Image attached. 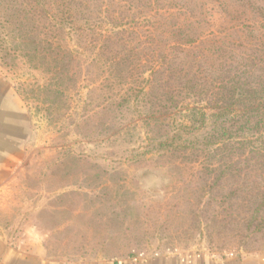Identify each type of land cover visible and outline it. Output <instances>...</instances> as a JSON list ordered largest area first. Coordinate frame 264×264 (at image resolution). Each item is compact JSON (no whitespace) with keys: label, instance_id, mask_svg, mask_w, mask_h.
<instances>
[{"label":"rangeland","instance_id":"1","mask_svg":"<svg viewBox=\"0 0 264 264\" xmlns=\"http://www.w3.org/2000/svg\"><path fill=\"white\" fill-rule=\"evenodd\" d=\"M185 2L184 16L170 6L171 16H181L169 28L156 31L141 19L138 35L117 50L106 35L81 29L83 21L55 30L36 18L34 28L20 29L0 0V78L31 127L0 187V238L32 226L43 233L48 258L76 263L264 254V129L247 136L241 159L222 160L214 147L193 150L185 136L175 150H151L187 126L192 109L208 108L210 89L231 67L230 75L244 71L264 84V0ZM160 3L166 11L168 1ZM178 26L191 44L172 35ZM47 39L68 55L56 68L29 44ZM176 53L171 92L157 100L156 81L163 86ZM117 56L126 59L114 67ZM187 59L197 61L191 71ZM191 76L206 92L182 88Z\"/></svg>","mask_w":264,"mask_h":264},{"label":"trees","instance_id":"2","mask_svg":"<svg viewBox=\"0 0 264 264\" xmlns=\"http://www.w3.org/2000/svg\"><path fill=\"white\" fill-rule=\"evenodd\" d=\"M166 1L169 4L166 9L168 17L165 15L164 6L160 5V0H20L17 3L15 0H3V3L9 4L8 7H5L4 14H7V17L13 21L15 19V22H19L18 26L20 29L28 26L34 28L36 18L45 21L54 27L55 30L56 27H63L71 19L75 21L71 24H76L77 26H79V22L83 21L86 26H79L81 29L106 35L107 42L111 43L107 45L115 46L117 50H123L125 48L123 43L131 40L129 39L130 37L138 35L135 29L141 25V19L147 20L146 25L155 26V30L158 31L163 27L169 28L168 26H170L172 19L174 20L173 17L181 16L180 10L183 11V16L187 14L185 2L187 0H182L183 3H180V1L177 3V0H165V3ZM174 4H176L175 6L180 5V10L171 16L168 10ZM17 5H19V8L16 7ZM188 9L191 12L189 7ZM162 10L163 12H161ZM148 12H150V15H148ZM175 30L172 35H176L177 40H184L185 43L190 44L193 42L189 35L184 34L181 26L176 27ZM113 37H116L114 38L115 40ZM29 44L33 47L32 51L35 58L38 56L42 57V60L53 63L54 68L58 66L59 62L68 60V55L60 52L61 48L51 40L47 39L39 44L32 41ZM174 48L175 51L179 50L178 46ZM41 53H44V55L42 56ZM179 55L182 56L181 53H176L171 59V64L168 67V77L164 81L163 86L159 84L161 81H156L158 83L155 89L157 100L161 97L166 100L167 95L171 92L169 90L170 81L175 76L173 67ZM125 59L126 57L124 56H117L112 57L110 62L114 67H117L122 66ZM187 61L191 71L197 61H189L188 59ZM242 65L244 66L245 64ZM58 70L54 72L56 74L63 73V71H60L61 69ZM232 70L234 71L233 67L225 71L228 74L224 75V79L222 77L219 79L218 77L217 80L220 83L217 85L216 92L213 93V90L210 89L211 96L209 95V106L206 110L192 109L187 115L189 124L187 126L184 125L171 139L162 142L154 141L151 144V150L158 149L164 152L172 148L175 150V148L181 146H178L177 143L183 139L182 136H185L184 142L187 143L186 145L189 144L193 150L204 153V150L214 147L216 148L215 151L213 150L214 154L218 156L217 152H221L219 157L222 160L241 159L249 145L246 141L247 136L255 135L264 129V84H257L258 82L253 84L246 76L248 73L244 71L239 75H230ZM243 77L245 78L244 80ZM180 84L188 93H193L195 96L206 92V88L203 87L201 91L197 92L198 85L193 76L187 77L183 81L180 80ZM209 88L211 87L209 86ZM168 100L171 99L168 98ZM174 104L175 102H172L171 106ZM207 110L209 112H206ZM163 118L164 115H159L156 118L157 120L155 118L154 120L157 122L156 124L162 125ZM234 140L236 141L235 144L230 143ZM185 146L182 148H185ZM254 154L259 157L257 156L258 153ZM225 168V171H232L230 167ZM235 171L239 173L238 168Z\"/></svg>","mask_w":264,"mask_h":264},{"label":"crops","instance_id":"3","mask_svg":"<svg viewBox=\"0 0 264 264\" xmlns=\"http://www.w3.org/2000/svg\"><path fill=\"white\" fill-rule=\"evenodd\" d=\"M30 120L15 92L0 78V187L5 174L14 166L30 134ZM44 235L35 227H28L19 237L0 238V264H137L130 261H99L94 263L61 262L48 258ZM138 264H264V254L214 257L204 254L156 256Z\"/></svg>","mask_w":264,"mask_h":264}]
</instances>
